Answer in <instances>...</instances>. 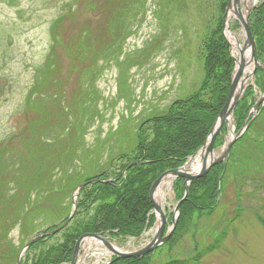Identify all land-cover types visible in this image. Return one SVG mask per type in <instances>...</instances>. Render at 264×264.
Masks as SVG:
<instances>
[{"label":"rangeland","instance_id":"rangeland-1","mask_svg":"<svg viewBox=\"0 0 264 264\" xmlns=\"http://www.w3.org/2000/svg\"><path fill=\"white\" fill-rule=\"evenodd\" d=\"M111 1L114 3L121 0ZM167 1L166 7L162 10L158 4L160 0H145L144 5L138 7V15L130 18L131 35L123 42L122 52L116 58L117 60L115 57H111L98 62V76L92 91L97 89L100 116L87 128L84 141L81 139V144L77 143L80 148L77 156L88 152V150L92 151L93 158L96 157L97 165L99 164L93 173L105 169L112 172L109 179L104 182L113 181L120 174L121 165L126 164V160L117 159L118 156L113 159L115 156H112L117 155L127 146H133L130 143V138L123 140L122 135H116L114 142L110 139V136L116 133L115 131H118L120 127L124 130L123 122L129 121L133 115L136 126L139 125L142 120L141 113L147 115L152 112V109H166L176 100H184L194 91L199 90L205 78L203 56L199 54V50L202 37L208 32L209 19L216 17L215 0ZM106 3L107 0H0V161L3 162L8 173L14 163L16 164L13 169L15 171L19 169L17 164L21 162L20 158L28 156L27 143L20 140V135L27 130L30 120L32 118L42 119V113L47 111V105L50 106L55 97H58L55 100L64 106L72 100L73 92L77 87L75 74L79 72L74 68L78 63L75 61L77 60L75 57H78L82 50L78 46L77 38L89 23H92L90 25L93 29H98L105 23ZM260 3L262 0H252L248 6L246 0H241V9L247 12L248 8H254ZM158 11H160L159 14ZM169 12H171L170 16H168ZM169 19L170 23L167 24ZM165 26H168V31L166 36L164 35L163 47L150 54L148 59L142 57L143 48L148 43L149 45L154 44L155 39L164 34ZM54 28L58 37L56 47H53L55 45ZM230 28L232 33L240 34L244 43L245 32L235 16L230 20ZM233 50H235L234 44ZM53 51L51 68L45 69L39 77L41 68ZM134 61L137 63L132 66ZM37 77L41 80L38 91L34 89ZM257 79L254 77V80H251L252 84L256 83L257 87L259 86L257 93L254 92V100L257 98L259 100L264 93V88L260 86L262 83H257ZM261 79L264 77L262 76ZM87 86L86 84L85 88ZM29 99L30 101H28ZM36 105H40L37 112L35 111ZM263 106L261 103L258 111ZM253 108L254 106L250 109L252 118L255 113ZM55 110H51L54 117V112H57L56 107ZM59 115L62 116L60 113ZM249 120L248 114L246 122ZM255 123L256 127H253L247 134L250 135V139L246 135L244 141L235 149L245 132L233 142L229 160L231 165L229 164L227 171L222 176L223 191L214 209L210 214L207 212V217H203L205 214H201L207 208L204 210L193 209L197 215L193 213L187 226L178 230V239L175 240L174 236L172 241L170 238L168 242L161 245L149 257V264L191 259L206 247L202 246L213 243L217 235L224 229L228 230L229 237L222 242L221 248L203 257L197 264H264V189H256L254 184L249 182L253 179H264V112L257 115ZM59 126L60 129L63 128L61 123ZM233 127L236 128V132L241 129L238 126L235 113L233 120L229 125H226L222 144L218 145L216 139L217 155L225 149L223 147L226 143V135H229V140ZM81 138L83 137L81 136ZM109 139L110 141H108ZM105 141L108 142L105 143ZM105 144L106 146H104ZM74 147L75 143L67 144L69 151ZM234 149L236 156L232 159ZM112 159L114 162L111 161ZM189 162L190 160H187L183 165L187 163L189 165ZM59 163L60 161L53 170V183L58 186L57 189L61 192L52 195V198L57 199L59 204L50 203L46 212L44 203H40L36 208V213L33 212L38 215L41 213L40 218L33 221L30 227H25V233L20 225H16L7 231L8 238H0V264H16L21 249L25 243L39 235L38 231L43 232L49 227L60 225L64 218H62L63 216H60L59 219L56 218L54 211L61 208L64 211L61 214L71 211L73 196L78 186L66 191V185L68 182L72 183L73 177L75 183H78L79 179H82V175L88 173L83 170V163L78 162L77 157L74 162L77 175L71 171L74 169L72 166L68 168L70 172L63 175L61 171H58ZM245 177L247 178L246 182ZM169 179L173 181L169 189L170 193L168 192L164 199H159L158 195H161L162 184L155 194V200L160 203L166 213L168 226L173 222L176 205L186 196L184 195L186 180L183 182L184 194L180 197L177 194L176 178L170 177L167 180ZM61 180L62 182H60ZM16 185L15 181L9 182L10 189ZM91 188L92 186H89L86 189L89 191ZM196 192L197 194L203 192L202 183L197 185ZM4 195L6 194L0 193V212L6 208L1 204ZM202 203L204 204L205 201H201L200 204ZM152 204L151 212L155 215L154 224L149 227L148 221L140 235L131 234L119 241L116 240V246L121 250L128 252L139 250L148 245L155 237L160 218L156 213L153 201ZM239 207L244 210L240 215L241 219L231 225L228 224L226 220L232 217ZM40 208L42 212L39 211ZM199 211H202L201 215L197 213ZM255 211L260 212L261 220L255 215ZM93 212L92 210L91 213ZM9 217L10 214L7 218ZM56 219L58 220L55 222ZM69 224L60 229L59 233L50 234L55 236L51 240L53 243L62 242L64 239L62 234H65ZM50 245L49 243L43 244L42 248L48 249ZM102 248L104 247L96 239H85L82 243L81 256L88 258L87 262L90 264H98V262L105 264L110 258V254L104 257L99 253ZM35 253L37 251L33 250L32 253L29 252L28 256ZM143 258L146 257H120L116 262L134 259V264H144Z\"/></svg>","mask_w":264,"mask_h":264},{"label":"trees","instance_id":"trees-1","mask_svg":"<svg viewBox=\"0 0 264 264\" xmlns=\"http://www.w3.org/2000/svg\"><path fill=\"white\" fill-rule=\"evenodd\" d=\"M167 2V0L158 2L162 10L166 7ZM144 3L145 0H121L114 3L107 0L105 6L106 21L100 25L102 28L99 26L98 29H93L90 25L92 23H89L88 27H85L77 38L78 46L82 50L78 57H75L77 59L75 61L78 63L74 68L79 72L75 74L77 87L73 92L72 100L64 106L62 103H58L59 101L55 100L58 97H55L50 106L47 105V111L42 113L44 118L38 120L32 118L30 120L27 130L20 135V140L27 143L28 156L20 158L21 162L17 164L19 169L16 171L13 169L16 164L14 163L8 173L3 162L0 161V193L6 194L1 199V204L6 207L3 212H0V238L2 239L8 238L7 231L16 225H20L23 233H25V227H30L33 221L40 218L41 213L39 215L33 214V212L36 213V208L40 203H44L46 212L50 203L59 204L57 199L52 198L53 194L61 192L57 189L58 186L53 183V170L58 166L59 161L58 171H61L63 175L70 172L68 168L71 166L74 168L71 171L74 174L77 172L76 163H74L76 157L78 162L83 163V170L88 173L82 175V179H79L78 183H75L73 177L72 183L68 182L66 185L67 191L76 188L83 181L89 182L80 192L77 212L65 230V234H62L64 238L62 242L53 243L51 240L55 237L54 235L40 239L29 248L26 255L27 259L22 264H61L68 262L72 259L77 240L84 233H110L112 236L125 237L131 234L140 235L148 221L149 227H151L155 222V215L151 212L153 204L149 194L152 183L166 170L183 165L205 143L212 126L227 101L236 64L231 56L230 46L225 39L223 29L228 0H215L216 17L209 19L208 32L202 37L200 43L199 54L203 56L205 78L199 90L194 91L184 100H176L166 109H152V112L147 115L141 113L140 118L142 120L137 126L133 115L129 121L123 122L124 130L120 127L118 131H115L116 133L110 136V139L114 142L116 135H122L123 140L130 138V143L133 146H127L117 155L112 156H115L113 159L118 156L117 159L126 160V164L121 165L120 174L113 181L104 182L109 179L110 173H112L107 169L93 173L99 164L97 165L98 159L93 158L92 151L88 150L89 153L84 152L77 156L80 150L77 143L80 145L81 139L84 141L87 128L100 116L97 89L92 91L98 76V62L108 60L111 57L116 59L120 56L123 42L131 35L130 18L138 15V7H142ZM170 14L171 12L168 13V16ZM251 21L257 44V57L261 61L257 70V73L261 75L256 73V78H258L257 83H262L260 86L264 88V79H261L262 76L264 77V2L254 9ZM166 23H170V19ZM54 31L55 28L53 34ZM167 31L168 26H165L164 34L156 38L154 44L149 45L148 43L143 48L141 56L148 59L150 54L161 49ZM57 38L55 33V45L53 47L58 45ZM53 54L54 51L41 68L39 77L45 69L51 68ZM136 61L132 63V66L137 63ZM39 77H37L34 86L36 91L41 85ZM86 84L88 85L87 88H85ZM254 92V87L250 86L237 105L235 115L239 128L246 122L247 115L256 102L253 99ZM38 106L40 105H36V112ZM55 107L57 112H54V117L51 110L56 111ZM260 111L264 112V106ZM255 121L256 119L240 138L235 149L244 141L245 136L252 128L256 127ZM60 123L63 127L61 129ZM225 132L226 127H224L222 134ZM247 137L250 139V135ZM222 141L223 135H220L217 138V144H222ZM68 143H75L74 149L69 151L67 149ZM235 149L234 153L232 152V159L236 156ZM15 161L17 160L15 159ZM223 169V164L216 165L206 177L192 182L189 196L183 204L181 217L170 241L174 239V236L176 237L175 240L178 239L177 232L181 227L187 226V222L192 218L193 209L204 210L207 208V210L212 211L217 205L220 194L218 179ZM94 178L99 179V181L90 182ZM14 181L17 185L10 189L9 182L13 183ZM183 182V178L177 179V194L180 197L184 194ZM249 182L254 184L256 189H264V179H253ZM199 183L203 184L201 194L196 192ZM89 186L92 188L87 191L86 188ZM196 197L198 199H195ZM201 201H205V203L200 204ZM46 203L47 205H45ZM62 210L63 208L54 211V216L58 219L63 216L64 222L71 211L67 214H61L64 213ZM92 210L93 213H91ZM39 211L42 212V209L40 208ZM8 214H10L9 218H7ZM9 226L11 227L8 228ZM55 227L56 225L49 227L43 232ZM38 233L42 232L38 231ZM46 243L52 246L43 249L42 245ZM33 250H36L37 253L28 256L29 252L32 253ZM150 256L147 255L146 258H143L144 264H149ZM199 256L201 255H197L198 258ZM133 262L134 259H129L113 264H134ZM191 262L192 260L184 259L167 261L162 264H188Z\"/></svg>","mask_w":264,"mask_h":264},{"label":"water","instance_id":"water-1","mask_svg":"<svg viewBox=\"0 0 264 264\" xmlns=\"http://www.w3.org/2000/svg\"><path fill=\"white\" fill-rule=\"evenodd\" d=\"M253 9L254 8H248L247 12H244L241 9V0H229L228 1L226 11L224 14L223 29H224L225 38L227 39V41L230 44L231 56L233 57V59L236 63V67H235L233 74H232L230 93H229L227 101H226L224 107L222 108L217 120L215 121L214 125L212 126L204 145L200 148L199 152L197 153V154L201 153V159H202V163H203L202 167L199 168L200 170L198 171V173L192 174L190 171H188L189 168H188V163H187L186 165H183L181 167L171 169L169 171L164 172L152 184L151 189H150V196H151V199L155 205L156 213L158 214V217L160 218L157 234L155 235L153 240L148 245H146L145 247H143L139 250L128 252V251H123V250L117 248L111 241H109L108 239L103 237L101 234L87 233V234L83 235L77 241L75 251H74V255H73V259H72V262L70 264H77V261H78L79 256H80V248H81L82 242L88 238H95V239L100 240L114 255H116L117 258H120V257L129 258V257H138V256L144 257L148 253L154 251L157 247L164 244L170 238L174 228L176 227L178 218L180 216L181 204H182V201H179L178 204L176 205V208L174 210L175 216L173 218V225H172V227L169 228L167 234L164 236L168 219H167L166 213L164 212V209L162 208L160 203H158L157 200H155V194H156L158 187H160L162 185V183L167 178L184 177L186 179V194H187L189 185L191 184V182L195 178H199V177H202L203 175L207 174L215 164L223 162L224 160H226L230 156L233 142L236 139L240 138L246 132V130L249 128L250 124L252 123V121H250L248 124H245L238 132H236V128L233 127L231 130L232 135H231V138H229V140H228L229 135H226V143H225V146L223 147V149L224 148L225 149L222 150V152L219 155L216 154V139H217L218 135L222 132V129L224 128V126L229 125L231 120H233L235 109H236L238 103L243 98L247 88L250 86V84H252L251 80L252 79L254 80L258 65L261 64L260 60L257 57L256 41H255V37H254L253 32H252V26H251V22H250V15H251V12L253 11ZM232 13L239 20V22L241 23V25L244 29V32H245V39H244L243 45L238 43L239 47H241V50H240L241 52H240L238 57L234 54L233 43L228 38V33H232L231 28H230V20H229L230 14H232ZM248 50L250 51V55H251L250 59H251V62H253L254 67H253V70L251 72L252 73V79L250 81L246 82V77H244V71L247 67L245 55H246V52ZM263 102H264V94L257 101V103L255 104V106L253 108V112H255L254 118L257 116L258 107ZM93 182H96V180H93ZM86 185H87V182L82 183L78 187L77 191L74 193L73 211H72L69 219L63 225L58 227L57 229H55V230H53L47 234L39 235V236L35 237L34 239H32L29 243H27L26 246L24 247L23 251L21 252L20 256H19L17 264L21 263L22 255L31 246V244H33L37 240L41 239L45 235L56 233L57 231H59L60 229H62L64 226H66L68 224V222L72 219V217L76 213V209H77V203L76 202H77V197H78L79 191L81 189H83Z\"/></svg>","mask_w":264,"mask_h":264},{"label":"bare ground","instance_id":"bare-ground-1","mask_svg":"<svg viewBox=\"0 0 264 264\" xmlns=\"http://www.w3.org/2000/svg\"><path fill=\"white\" fill-rule=\"evenodd\" d=\"M264 2V0H262V3ZM252 3V0H246V4L248 5V6H250V4ZM262 3H260V4H262ZM255 7H258V6H255ZM233 16H234V14L232 13V14H230V19L229 20H231L232 18H233ZM223 24H224V20H223ZM228 38L230 39V41L234 44V54L238 57L239 56V54H240V50H241V47H239V45H238V43H240V44H242L243 45V42H242V40H241V37H240V34L239 33H228ZM236 45V46H235ZM251 55H250V51L248 50L247 52H246V55H245V59H246V62H247V67H246V69H245V71H244V77H246V82H248V81H250L251 79H252V70H253V67H254V65H253V62H251ZM230 156L226 159V160H224L223 162H221V163H218V164H215L214 166H216V165H219V164H223L224 165V169H223V172H222V174L220 175V177H219V179H218V190L220 191V194H219V196H218V202H219V200H220V197H221V194H222V191H223V186H224V182H223V178H222V176H223V174L227 171V169H228V166H229V164H230ZM202 165H203V163H202V159H201V153H199L198 155H196V156H194V157H192L191 158V160H190V162H189V165H188V168H189V170L188 171H190L192 174H195V173H198V171L200 170L199 168L200 167H202ZM231 165V164H230ZM213 166V167H214ZM212 167V168H213ZM211 168V169H212ZM211 169H210V171H211ZM209 171V172H210ZM209 172L207 173V174H205V175H203L202 177H206L208 174H209ZM202 177H199L198 179H200V178H202ZM168 179V178H167ZM165 180L162 184H163V186H162V188H161V191H160V193H161V195H158L160 198L159 199H164V197L165 196H167V194H168V192H169V189H170V187L172 186V180L171 179H169V180ZM247 181V178L245 177V182ZM170 193V192H169ZM190 193V190L188 191V193L187 194H185L186 196H184L180 201H182V204H181V211H182V206H183V204H184V202L187 200V198H188V194ZM160 202H161V200H160ZM242 211H244L243 210V208L241 207H239V208H237L236 210H235V213L233 214V216L232 217H230V218H228V220H226V221H228L227 223L228 224H233V223H235V222H237V221H239L240 219H241V217L242 216H240L241 214H242ZM202 211H199V212H197L199 215H201V214H205L203 217H207L206 216V214H207V212H209V214H210V210H206V211H204V212H202ZM194 213V212H193ZM201 213V214H200ZM195 214V213H194ZM195 215H197V214H195ZM255 215H257V217H258V219H262V217H261V214H260V212H257V211H255ZM180 217H181V214H180V216H179V218L178 219H180ZM262 222V221H261ZM185 232V231H184ZM189 233H190V231H189ZM229 237V232H228V230L227 229H224L222 232H220L218 235H217V237L215 238V241L213 242V243H211V244H206V245H204V246H202V247H205V248H203V249H201L197 254H204V256H202L201 258H200V260H195V256L193 257V258H191V259H189V260H192V261H195V262H191V263H188V264H197V263H199L200 261H201V259L203 258V257H206V256H208L209 254H211V252H213V251H215L216 249H218V248H221V246L223 245L222 244V242H224L227 238ZM199 245H200V243H199ZM201 245H203V244H201ZM215 245V246H214ZM117 248H119L118 246H117ZM215 248V249H214ZM120 249V248H119ZM214 249V250H213ZM102 254L104 255V257H107L109 254H110V252H109V250L108 249H103V252H102ZM84 259H86V258H82V256L80 257V259L77 261V264H83V261H84ZM88 259V258H87ZM114 262L113 261H107L105 264H113Z\"/></svg>","mask_w":264,"mask_h":264}]
</instances>
